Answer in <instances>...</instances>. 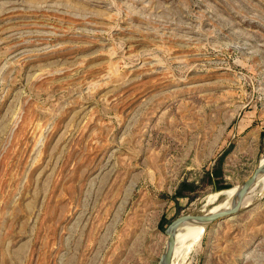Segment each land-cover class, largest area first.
<instances>
[{
    "label": "rangeland",
    "instance_id": "rangeland-1",
    "mask_svg": "<svg viewBox=\"0 0 264 264\" xmlns=\"http://www.w3.org/2000/svg\"><path fill=\"white\" fill-rule=\"evenodd\" d=\"M263 158L264 0H0V264H159ZM258 183L171 264H264Z\"/></svg>",
    "mask_w": 264,
    "mask_h": 264
},
{
    "label": "bare ground",
    "instance_id": "bare-ground-1",
    "mask_svg": "<svg viewBox=\"0 0 264 264\" xmlns=\"http://www.w3.org/2000/svg\"><path fill=\"white\" fill-rule=\"evenodd\" d=\"M262 165H264V158L262 160H260L258 166H262ZM258 182L262 183V185L264 186V171L261 172L260 174H258V176L256 177L254 183L252 184V186L250 187L249 190H251L254 187V184L256 186V183H258ZM220 194L221 195L223 194V196L225 195V199H222L221 201L219 200L218 202H216ZM251 195H246L244 197V199L242 200V203H241L242 207L246 206L251 201ZM239 196H240V187L239 186H236L235 188H232V189H224V190L214 192L208 198L205 206H203L204 208H203V211L201 212V214L206 215V214H210V213H216V212L224 211L226 209H232L238 203ZM213 203H215V204H213ZM211 204H213V205L211 207L210 206L208 207V205H211ZM226 218L228 219L229 217H226ZM226 218H222L220 220H223ZM220 220H218V221H220ZM205 226H206V224L201 223L199 221H184L180 224H177L176 226H173V225L169 226L170 230H172L174 232V235H175V243H174V248H173V252H172L171 262L174 261L173 263H176L175 257L177 258L178 255L180 254V251H181L180 247H182V249H183V246H182L183 241L185 239L187 241V239H189V238L190 239L193 238L195 240L197 238L199 239V237L201 236ZM184 236L186 237L185 239H184ZM184 243H185V241H184ZM184 247H185V244H184ZM188 248H189V246H188Z\"/></svg>",
    "mask_w": 264,
    "mask_h": 264
},
{
    "label": "water",
    "instance_id": "water-1",
    "mask_svg": "<svg viewBox=\"0 0 264 264\" xmlns=\"http://www.w3.org/2000/svg\"><path fill=\"white\" fill-rule=\"evenodd\" d=\"M264 171V165L258 166L253 174L246 180L244 181L241 186H240V196H239V201L236 204L235 207L232 209H226L224 211L216 212V213H210V214H187V215H182L180 217L175 218L174 220L171 221V223L168 225L166 228V234L169 236L168 240V245L166 247V250L164 251V254L159 262V264H171L172 260V252L174 248V243H175V235L172 230H170V225L176 226L177 224H180L184 221H199L201 223H204L206 225L210 223L217 222L218 220L226 217H231L238 213V211L241 208V203L242 200L244 199L246 193L249 191L250 187L254 183L256 177L258 174ZM220 191V190H219Z\"/></svg>",
    "mask_w": 264,
    "mask_h": 264
},
{
    "label": "trees",
    "instance_id": "trees-1",
    "mask_svg": "<svg viewBox=\"0 0 264 264\" xmlns=\"http://www.w3.org/2000/svg\"><path fill=\"white\" fill-rule=\"evenodd\" d=\"M215 174H218V171H215ZM182 188H184V189L186 188L188 190H193L194 189V187L191 184H188V183H182ZM176 195L181 196L182 194H181L180 191H178V192H176Z\"/></svg>",
    "mask_w": 264,
    "mask_h": 264
}]
</instances>
